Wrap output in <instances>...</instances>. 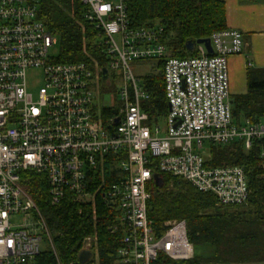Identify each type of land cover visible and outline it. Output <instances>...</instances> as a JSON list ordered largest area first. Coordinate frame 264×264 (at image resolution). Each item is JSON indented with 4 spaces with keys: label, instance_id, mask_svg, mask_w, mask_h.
Returning a JSON list of instances; mask_svg holds the SVG:
<instances>
[{
    "label": "built area",
    "instance_id": "obj_1",
    "mask_svg": "<svg viewBox=\"0 0 264 264\" xmlns=\"http://www.w3.org/2000/svg\"><path fill=\"white\" fill-rule=\"evenodd\" d=\"M78 1L83 21L98 32L104 68L54 61L57 38L39 15L43 0H0V264H32L46 251L56 255L43 214L24 186L26 173L42 178L51 206L69 195L95 213L99 196L115 212L111 232L121 238L114 264L189 260L193 248L184 221L165 222L160 235L153 230L147 186L156 173L169 174L212 194L219 206L246 203L244 169L207 167L201 154L205 143L242 142L247 150L264 138V122L233 123L228 58L241 53L242 35L226 28L208 38L211 54L201 44L194 45V56L172 57L163 26L130 27L128 0ZM150 60L162 64L164 129L148 126L142 103L149 96L132 71V63ZM102 69L118 79L119 108L95 103ZM29 74L41 76L35 96ZM104 109L111 112L107 118ZM95 242H82L79 253L92 254L87 264L95 258Z\"/></svg>",
    "mask_w": 264,
    "mask_h": 264
},
{
    "label": "trees",
    "instance_id": "obj_2",
    "mask_svg": "<svg viewBox=\"0 0 264 264\" xmlns=\"http://www.w3.org/2000/svg\"><path fill=\"white\" fill-rule=\"evenodd\" d=\"M78 0H43L39 15L47 29L57 38L56 63H84L104 68L106 59L98 32L84 22ZM127 15L133 29L163 26L165 44L177 58L194 56L186 46L207 39L226 29L225 5L221 0H128ZM143 79L148 100L142 109L148 115V126L156 124L168 112L164 98L163 70ZM102 75V74H101ZM103 77V76H102ZM233 123L260 122L264 119V70L247 73V93L232 99ZM111 112L102 110L104 118ZM205 166H240L248 184V199L241 206H219L209 193L194 189L189 183L169 174L156 173L147 191V218L160 235L167 221H184L187 239L193 246L207 247L204 255L185 261L160 257L157 264H264V138L226 146H209ZM109 178L112 173L106 172ZM24 186L41 210L47 223L55 256L46 251L32 264H78V253L86 237H95L94 259L89 264H114L121 234L111 232L115 212L96 197L95 213L89 204L76 203L69 195L51 206L47 202V185L38 175L26 173ZM57 259V260H56Z\"/></svg>",
    "mask_w": 264,
    "mask_h": 264
},
{
    "label": "crops",
    "instance_id": "obj_3",
    "mask_svg": "<svg viewBox=\"0 0 264 264\" xmlns=\"http://www.w3.org/2000/svg\"><path fill=\"white\" fill-rule=\"evenodd\" d=\"M221 1L225 5L226 28L237 30L242 35L241 53L228 58L232 105L235 96L247 93V73L264 70V0ZM260 122L263 123L264 119Z\"/></svg>",
    "mask_w": 264,
    "mask_h": 264
},
{
    "label": "rangeland",
    "instance_id": "obj_4",
    "mask_svg": "<svg viewBox=\"0 0 264 264\" xmlns=\"http://www.w3.org/2000/svg\"><path fill=\"white\" fill-rule=\"evenodd\" d=\"M109 2L115 3L116 0H107ZM53 54L56 56L57 52H58V41L56 42L55 47L52 50ZM132 71L135 74L136 77L140 78V79H144L145 77H149L152 75H155L158 72L157 66H156V61L155 60H150V61H141V62H134L132 63ZM28 82L30 84H34L36 83L35 87H33L31 89V93L33 96L36 95V91L39 86H41V76L40 75H32L29 74V78H28ZM118 83V79L115 77L113 79V77H111V75L107 74L104 75L103 77H101L100 80H96L94 86H93V93H94V97H95V103L98 106V108L100 109L101 107L104 106H113L116 108H119V102H118V98H117V92H116V87ZM156 126H159L161 129H164L165 126V116H161L157 122H156ZM163 136V134H161ZM208 145L205 143L204 144V148L201 151V154L206 157L207 156V152L208 151ZM17 221L19 223H22L23 218L19 217L17 218ZM193 256L194 255H204L206 254L209 250L207 249V247H203V246H193ZM205 249H206V253H205ZM47 250L45 248V245H41V251H45Z\"/></svg>",
    "mask_w": 264,
    "mask_h": 264
},
{
    "label": "water",
    "instance_id": "obj_5",
    "mask_svg": "<svg viewBox=\"0 0 264 264\" xmlns=\"http://www.w3.org/2000/svg\"><path fill=\"white\" fill-rule=\"evenodd\" d=\"M201 44L204 45V47L207 49V52L209 54L212 53V50H211V47H210V41H209L208 38L207 39H201V40L199 39V40H196L194 42H190V43L187 44L186 49L188 51H191V50H193L194 45H201ZM105 71H106V69H102V74L103 75L106 74ZM117 121L118 120L116 119L115 123H117ZM153 178H154L155 182L158 181L157 175H155ZM91 256H92L91 252H89L87 250L81 251L78 254V257H77L78 263L79 264H87V262L90 260Z\"/></svg>",
    "mask_w": 264,
    "mask_h": 264
}]
</instances>
